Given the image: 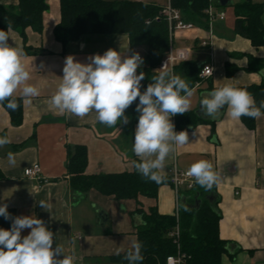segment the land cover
<instances>
[{
  "label": "crops",
  "instance_id": "1",
  "mask_svg": "<svg viewBox=\"0 0 264 264\" xmlns=\"http://www.w3.org/2000/svg\"><path fill=\"white\" fill-rule=\"evenodd\" d=\"M18 1L0 0V4L9 7ZM143 1L161 6L167 2ZM219 1L212 0L211 4L217 12L225 11L226 16L213 22L214 42L210 49L199 43L208 35V27L197 26L176 39L177 46L193 48L188 61L199 67L210 62L214 65L211 78H201L192 88L189 111L197 112L203 94L215 87L231 83L240 88L264 82V68L248 69L249 57L264 62V46H255L237 33L234 2L222 6ZM48 4L43 33L26 30L28 47L19 32L9 33V44L25 54L24 63L31 76L28 83L36 86L40 94L32 97L31 103L22 98L24 120L19 126L11 124L10 113L0 104V137L10 141L0 147V168L4 173L0 178V205L7 204L16 216L35 215L42 219L54 234L53 247L60 245L65 255H74V264H120L111 258L117 255V249L127 252L133 240L137 241L141 224L139 214L132 212L140 206L148 209L154 205L163 214L176 213L178 199L171 182L159 188L157 199L140 197L141 205L135 199L118 200L95 189L82 193L72 188L68 145H86L88 174L133 170V161L138 158L132 152L137 124L131 121V107L125 112L129 123L111 128L96 122L94 114L80 119L50 108L48 101L61 82L65 58L72 55L87 63L88 57L103 55L110 48L121 53L128 49L126 55H131L132 50L127 33H86L63 46L53 34L61 20V1L48 0ZM138 48L135 50L140 53ZM227 63L236 68L230 75ZM16 96L20 97V93ZM197 115L205 121L184 129L176 128L175 116L171 117L174 130L186 131L188 141L166 159L160 173L169 176L174 160L183 170L197 161H209L219 175L218 183L211 188L220 210L219 233L228 242L222 264H264V115L257 119L254 129H249L241 118L232 119L226 109L215 119L207 117L202 109ZM9 152L14 155L15 165L8 163ZM36 163L43 167L42 177L27 178L25 169ZM188 192L191 191L182 190L179 203ZM41 201L48 205L46 209L39 206ZM29 232L24 229L21 236Z\"/></svg>",
  "mask_w": 264,
  "mask_h": 264
},
{
  "label": "trees",
  "instance_id": "2",
  "mask_svg": "<svg viewBox=\"0 0 264 264\" xmlns=\"http://www.w3.org/2000/svg\"><path fill=\"white\" fill-rule=\"evenodd\" d=\"M61 20L53 29L54 38L66 46L67 43L81 38L86 33H127L130 37L131 50L139 45H147V54L139 71L146 73L141 81V92L146 90L152 82L151 78L158 75L156 68L167 55L169 47L168 21L157 17L163 6L155 2L143 0H60ZM212 0H170L175 8L181 10L184 20L207 28L209 19L206 9ZM235 31L251 40L255 46H264V1L240 0L234 3ZM48 0H19L16 5L6 7L0 4V30L7 31L8 24L12 30L19 32L24 40L25 48L28 47L27 32L32 28L36 33H43L44 13L48 11ZM249 71L261 70L264 62L249 57ZM227 74H232L236 68L227 63ZM201 67L192 61H184L175 67V74L187 81L190 88L201 80L199 72ZM246 89L254 98L259 107L264 101V82L254 85L240 86ZM183 95V93H182ZM18 107L16 110L7 108V101L2 105L10 113L11 124L19 126L24 120L23 99L15 96ZM138 99L131 107V121L138 124L139 113L135 111ZM264 112V109H261ZM243 123L254 129L257 119L247 116L241 117ZM176 128L184 129L195 126L201 120L196 111H188L182 115H176ZM205 121V120H204ZM68 171L71 175V186L75 191L86 193L95 189L107 196L118 200L135 199L141 205L140 197L157 199L159 188L171 181V177L161 174L164 179L161 183L147 180L133 170L88 174V151L86 145H68ZM139 162L135 158L133 164ZM4 176L0 168V178ZM186 204L179 203L178 220L181 227L180 248L187 257L189 264H222V256L228 251V242L219 233L220 210L216 202L208 199L213 190H206L201 186L189 190ZM197 194L202 198L199 209L193 207ZM12 217H16L13 211L8 210ZM133 215L139 214L141 224L138 226L137 241L142 244L141 254L143 260L138 264H167L166 258L176 253L177 244L171 232L177 223L176 213L163 214L157 206L148 209L140 206L134 210ZM11 220L0 216V228L10 229ZM126 252L113 256L111 259L120 264H128L124 259Z\"/></svg>",
  "mask_w": 264,
  "mask_h": 264
},
{
  "label": "clouds",
  "instance_id": "3",
  "mask_svg": "<svg viewBox=\"0 0 264 264\" xmlns=\"http://www.w3.org/2000/svg\"><path fill=\"white\" fill-rule=\"evenodd\" d=\"M11 30V24H8L7 31L0 30V104L7 101V108L16 110L19 106L15 99L17 92L25 102L31 103V98L38 96L40 90L28 83L31 76L24 63L23 50L8 42ZM127 51L121 53L110 48L103 55L88 57L87 63L77 61L72 55L67 56L61 82L48 104L61 114L80 119L94 114L96 122L111 128L118 123H129L126 109L138 99L135 109L139 113L138 124L132 146V152L139 158L135 168L143 178L161 183L164 177L160 172L166 159L188 141L186 131L174 130L171 117L191 109L190 98L194 89L165 64L141 92V81L146 73H138V69L144 60L138 52L126 55ZM200 105L204 114L212 119L224 109L234 120L242 116L258 119L264 115L261 111L264 101L258 107L246 89L231 83L204 93ZM9 142L7 137H0V147ZM7 159L10 165H15L11 152ZM186 175L206 190L219 181L218 173L207 160L191 164ZM39 206L43 209L48 207L44 201ZM0 216L12 221L10 229L0 228V264H74V255H65L60 245L53 247L54 234L42 219L35 215L12 217L7 204L0 205ZM24 229H30V232L22 237ZM141 248L142 244L133 240L124 256L128 264H138L143 260ZM120 251L117 249L116 254L119 255Z\"/></svg>",
  "mask_w": 264,
  "mask_h": 264
},
{
  "label": "built area",
  "instance_id": "4",
  "mask_svg": "<svg viewBox=\"0 0 264 264\" xmlns=\"http://www.w3.org/2000/svg\"><path fill=\"white\" fill-rule=\"evenodd\" d=\"M206 15L209 19V25L207 28L208 35L206 37L201 38L199 43L201 47L210 49L214 42V33L212 32L213 22L216 20V18L223 20V18H225L226 16V12H217L214 6L210 3L209 7L206 9ZM160 17L168 21L169 50L167 52V55L159 63L160 65L156 68V71L159 72V69H161L165 64H167L166 67L175 72L176 65L184 61L190 60L193 52V48L190 46H176V39L180 37L183 32L193 30L197 28L198 25L194 24L193 22L184 20L182 17L181 10L172 6L170 0H167L166 4L163 5V8L161 9L157 19H159ZM206 67L207 69L205 70ZM202 72H204V75L201 76L200 74ZM210 72H212L211 75H209ZM213 74L214 65L212 62H210L201 67L199 77H201L202 79H207L211 78ZM172 163L173 164L169 170V177H171L170 182L174 191L176 192L179 206L182 190L186 191L194 189L195 187H197V183H195L193 178L188 177L186 175L187 170L181 169L175 160ZM42 173L43 167H41L38 163L28 166L24 171V175L27 178L29 177L31 179L36 180L42 177ZM179 208L180 206L178 207V210ZM178 210L176 211L177 223L173 228V231L171 232V235L172 237H174V240L177 244L178 250L176 253H173V255H169L166 258L167 264H189V262H187V257L185 253H183L182 249L180 248L181 227L180 221L178 220Z\"/></svg>",
  "mask_w": 264,
  "mask_h": 264
},
{
  "label": "water",
  "instance_id": "5",
  "mask_svg": "<svg viewBox=\"0 0 264 264\" xmlns=\"http://www.w3.org/2000/svg\"><path fill=\"white\" fill-rule=\"evenodd\" d=\"M232 3H233L232 0H220V1H219V4L222 5V6H223V5L226 6V5H229V4H232ZM261 74L264 75V69L261 70ZM201 109H202V107H201V105H200V109H198V111H197L196 113H197V114H200V110H201ZM215 196H216L215 193H211V194L208 195L207 197H208L209 200H211V201L214 202L215 199H216ZM187 199H189V196H188V195L183 196L182 199H181V203L186 204ZM201 201H202V198H199V194H197L194 203H192L191 205H192L193 207L199 209V208L201 207V205H200V204H201Z\"/></svg>",
  "mask_w": 264,
  "mask_h": 264
},
{
  "label": "rangeland",
  "instance_id": "6",
  "mask_svg": "<svg viewBox=\"0 0 264 264\" xmlns=\"http://www.w3.org/2000/svg\"><path fill=\"white\" fill-rule=\"evenodd\" d=\"M159 3H161V4H164L167 0H157ZM219 1V0H218ZM235 4L238 2V1H240V0H232ZM225 8H227V7H225ZM229 9V8H228ZM217 11V10H216ZM263 18H264V16H263ZM178 44H176V46H177ZM138 50L140 51V53L139 54H141L142 55V57H143V55L145 56L146 54H147V52H148V50H147V45L146 44H142V45H139V48H138ZM144 58V57H143Z\"/></svg>",
  "mask_w": 264,
  "mask_h": 264
}]
</instances>
